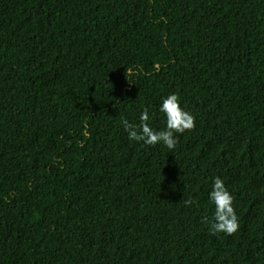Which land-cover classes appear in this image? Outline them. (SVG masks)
<instances>
[{"label": "trees", "instance_id": "16d2710c", "mask_svg": "<svg viewBox=\"0 0 264 264\" xmlns=\"http://www.w3.org/2000/svg\"><path fill=\"white\" fill-rule=\"evenodd\" d=\"M170 93L195 127L130 142ZM0 264H264V0H0Z\"/></svg>", "mask_w": 264, "mask_h": 264}, {"label": "clouds", "instance_id": "9594fccd", "mask_svg": "<svg viewBox=\"0 0 264 264\" xmlns=\"http://www.w3.org/2000/svg\"><path fill=\"white\" fill-rule=\"evenodd\" d=\"M159 70L158 65H154ZM128 74L133 75V69H127ZM159 112L164 117V127L157 130L151 125L153 114L149 108H144L139 115V123L121 119L120 123L130 142H142L144 145L155 146L162 144L170 152L178 143L179 134L195 127V117L186 108L181 106L178 94L170 93L162 98ZM87 125L82 127V135H89ZM208 200L214 206V211L209 221L205 218L212 234L224 233L231 235L239 228L238 216L233 205L234 195L226 187L224 180L216 176L213 178L211 189L208 192ZM185 205L193 203L185 200Z\"/></svg>", "mask_w": 264, "mask_h": 264}]
</instances>
